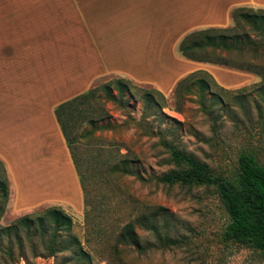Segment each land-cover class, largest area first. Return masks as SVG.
I'll return each instance as SVG.
<instances>
[{
  "label": "rangeland",
  "instance_id": "obj_1",
  "mask_svg": "<svg viewBox=\"0 0 264 264\" xmlns=\"http://www.w3.org/2000/svg\"><path fill=\"white\" fill-rule=\"evenodd\" d=\"M232 1L225 16L233 36L232 43L228 41L232 49L220 50L223 56L210 52V48L206 51L208 58L221 64H188L190 61L178 50L180 38L175 40L174 70L168 77H156L145 71L148 66H142L140 73L110 72L89 85L70 89L68 97L72 98L113 78H125L132 84L125 94V108L106 102L109 116L98 122L94 135L79 145L90 162L86 169L82 166L86 170L85 190L77 177L79 202L64 190L63 184L62 191L56 193L50 188L37 192L24 189L27 185L16 183L0 158L9 184L8 201L0 211L1 226L51 207L64 209L74 221L72 231L62 234L63 246L67 248L54 256H45L44 244L34 234L31 241L32 236L24 230L19 236H12L10 243L8 237L0 238V264H264V252L225 240L229 217L214 186H170L154 179L172 168L160 144L161 135L206 164L214 174L233 181L239 176L238 158L242 152H253L264 164V9L255 0ZM61 3L58 4L68 6ZM237 7H247L243 8L246 16L239 15L238 22L233 18ZM253 15L257 23L252 22ZM47 27L53 29V25ZM68 27L54 30L51 35L67 33L71 30ZM51 35L48 44L52 43ZM164 40L168 43L167 38ZM198 53L202 55L203 49ZM199 70L213 78L204 73L195 75L207 78L211 90L199 91L192 79L180 82ZM67 81L65 85L74 82L72 75ZM150 97L155 101H148ZM88 129L91 126L83 124L79 132ZM111 159L124 160V167L131 172H109L107 162ZM160 205L166 207V231L179 243L145 253H139L134 246L121 245L120 255L113 256L111 245L118 231L145 207ZM136 231L142 245L159 243L151 231L140 226ZM8 243L14 259L5 251Z\"/></svg>",
  "mask_w": 264,
  "mask_h": 264
},
{
  "label": "crops",
  "instance_id": "obj_2",
  "mask_svg": "<svg viewBox=\"0 0 264 264\" xmlns=\"http://www.w3.org/2000/svg\"><path fill=\"white\" fill-rule=\"evenodd\" d=\"M255 1L264 9V0ZM233 2L0 0V158L13 180L32 192L56 193L63 184L79 202L78 172L56 118L57 105L70 98L74 85H89L110 72L135 74L148 66L146 72L168 77L176 39L181 38L178 50L188 64L216 63L186 56L181 44L196 31L231 28L225 16ZM240 8L247 7L234 13ZM67 25L69 32L51 35ZM70 75L74 82L65 85Z\"/></svg>",
  "mask_w": 264,
  "mask_h": 264
},
{
  "label": "trees",
  "instance_id": "obj_3",
  "mask_svg": "<svg viewBox=\"0 0 264 264\" xmlns=\"http://www.w3.org/2000/svg\"><path fill=\"white\" fill-rule=\"evenodd\" d=\"M239 15L241 17L246 16L243 8L234 13L235 21L237 22V19L240 17ZM252 19H255L252 22L255 23L256 21L257 23L255 15H253ZM230 29L228 28L221 32L206 30L190 33L182 41L181 51L192 59L216 62L206 56V51L210 48V52L223 56V51L218 52V50H231L232 48L228 44L229 40L231 43L233 41V36L229 33ZM237 39L239 38L236 37ZM215 40L219 41L220 44H217ZM201 49L204 51L202 55L198 53ZM216 63L221 64L220 62ZM200 73H204L212 78L209 73L200 70L191 73L180 82L192 79L193 84L198 87L199 91L211 90V82L207 78L203 76L195 77V75ZM130 84L131 82L125 78H113L60 103L55 109L56 118L71 151L84 190L86 170L84 171L82 166H85L86 169L90 162L87 159L88 156L85 157L80 152L79 145L94 135L98 122L105 120L109 116L108 109L104 106L106 102H112L119 107L125 108V94L127 90H130L132 85ZM191 90L189 88V91ZM148 101L154 102L155 100L150 97ZM162 105H160V108ZM83 124L90 125L91 129L79 132ZM159 138L160 144L168 154L166 160L172 168L155 175L154 179L158 183L170 186L175 184L214 186L229 217V222L224 231L225 240L264 252V164L259 161L257 156L249 151L240 154L238 158L239 176L237 180L233 181L223 175L214 174L206 164L181 150L175 143L167 141L165 136L161 135ZM107 163L108 170L111 173L123 172L129 174L131 172L124 167V160L117 159L114 161L111 159ZM8 196L9 184L6 168L0 161L1 212H3L5 204L8 201ZM146 208L150 207H145L142 212L137 213L130 222L118 231L116 241L111 245L112 255H120L121 245L134 246L139 253H145L150 249L170 247L179 243L178 239L171 237L166 231L168 223L163 222L166 207L162 205L154 206L145 211ZM104 221L105 218H103L102 222ZM104 224L101 226L105 227L106 225ZM138 226L151 231L157 237L159 243L142 245L137 237L136 230ZM73 227L74 221L69 213L60 207H51L43 213L20 217L10 225H0V238L6 236L9 238L10 243L12 242V236L17 237L24 230L28 236L36 235V239H39L44 244L45 256H54L67 248L63 246L62 234L70 233ZM34 237L30 238L31 241H33ZM9 243L5 247V251L14 259L13 248ZM32 245L36 246L34 242ZM82 253L88 254L85 251Z\"/></svg>",
  "mask_w": 264,
  "mask_h": 264
}]
</instances>
